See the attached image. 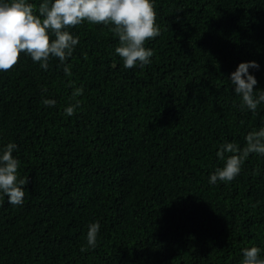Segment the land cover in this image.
<instances>
[{
    "label": "trees",
    "instance_id": "16d2710c",
    "mask_svg": "<svg viewBox=\"0 0 264 264\" xmlns=\"http://www.w3.org/2000/svg\"><path fill=\"white\" fill-rule=\"evenodd\" d=\"M28 2L39 15L44 0ZM153 3L161 35L143 68L123 66L111 25L85 21L68 29L79 38L71 76L57 58L44 70L26 54L0 72V154L16 144L28 179L22 206L0 193V264H241L252 246L264 258V156L209 182L220 145L243 148L264 127V103L241 109L230 80L256 61L264 90V0Z\"/></svg>",
    "mask_w": 264,
    "mask_h": 264
},
{
    "label": "clouds",
    "instance_id": "9594fccd",
    "mask_svg": "<svg viewBox=\"0 0 264 264\" xmlns=\"http://www.w3.org/2000/svg\"><path fill=\"white\" fill-rule=\"evenodd\" d=\"M35 11L36 5L28 0H0V72L13 69L21 54H26L44 70H48L51 59L57 58L64 65L65 74L71 76V66L65 62L72 57L79 38L68 29L85 21L111 25L109 30L119 39L115 52L126 69L149 65L154 52L145 44L161 35L153 0H54L51 3L44 0L38 7L39 15ZM259 67L256 61L241 62L230 74L235 94L242 98L241 109L246 107L253 115L257 114L258 105L264 103V90L256 94L254 88L258 81L249 70H259ZM82 94V87L75 88L72 93L75 103L64 109L67 116H72L81 106L75 98ZM42 102L48 107L56 103L49 99ZM245 139L243 148L234 142L220 145L216 155L225 163L210 176L211 184L233 181L250 154L264 156V127L250 131ZM16 149V144L8 143L0 154V193L8 197L10 204L22 206L28 179L19 178L20 161L13 156ZM226 153L230 155L225 157ZM100 227L99 222L88 226L86 242L92 249L98 245ZM241 264H264L261 249L256 246L243 249Z\"/></svg>",
    "mask_w": 264,
    "mask_h": 264
}]
</instances>
